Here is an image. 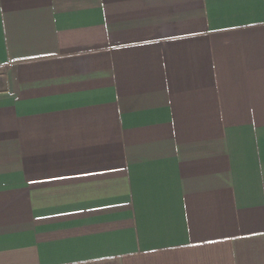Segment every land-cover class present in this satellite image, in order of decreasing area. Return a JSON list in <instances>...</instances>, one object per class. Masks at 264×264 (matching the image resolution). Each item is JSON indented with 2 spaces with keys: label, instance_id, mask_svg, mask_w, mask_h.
I'll return each instance as SVG.
<instances>
[{
  "label": "crops",
  "instance_id": "1",
  "mask_svg": "<svg viewBox=\"0 0 264 264\" xmlns=\"http://www.w3.org/2000/svg\"><path fill=\"white\" fill-rule=\"evenodd\" d=\"M0 264H264V0H0Z\"/></svg>",
  "mask_w": 264,
  "mask_h": 264
}]
</instances>
